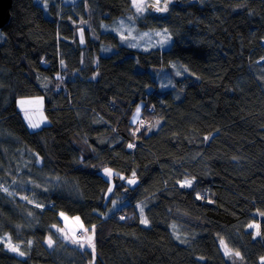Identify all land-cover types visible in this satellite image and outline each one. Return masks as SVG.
I'll return each mask as SVG.
<instances>
[{
    "label": "trees",
    "instance_id": "obj_1",
    "mask_svg": "<svg viewBox=\"0 0 264 264\" xmlns=\"http://www.w3.org/2000/svg\"><path fill=\"white\" fill-rule=\"evenodd\" d=\"M47 1L49 16L13 0L0 29V264H264V0H182L161 18L134 0ZM127 16L167 29L170 48L101 27ZM28 96L50 120L35 132L17 105ZM141 100L154 133L130 122ZM99 166L137 183L107 198ZM64 214L82 221L76 240Z\"/></svg>",
    "mask_w": 264,
    "mask_h": 264
},
{
    "label": "rangeland",
    "instance_id": "obj_2",
    "mask_svg": "<svg viewBox=\"0 0 264 264\" xmlns=\"http://www.w3.org/2000/svg\"><path fill=\"white\" fill-rule=\"evenodd\" d=\"M44 8L45 13L47 16L50 15L48 10V2L47 0H37ZM151 1V2H150ZM68 3V0H65ZM165 0H159L157 4V0H134L133 2V9L135 15L140 17L145 15L148 12V6L150 4L156 5L160 8H163ZM86 6V5H85ZM142 9V10H138ZM102 29L105 31H110L118 35L120 38L121 44L130 47L132 49L140 50L143 52H149L153 50L164 51L170 48L172 44V37L170 32L167 29H156L152 31H139L137 26L134 23L132 17L119 19L117 20L113 26L109 24H102ZM114 52V48H110L108 46H102L101 53L112 54ZM264 59L260 60V63H263ZM149 71L156 77L159 82L160 91H173L177 97L181 94L178 93L175 87L174 79H171L169 76L163 78L164 75L169 73L167 69L164 68H149ZM181 72V70H178ZM186 75H189L186 71ZM161 76V77H160ZM163 78V79H162ZM162 80L164 83H169L172 80V87L168 89L162 84ZM148 102L141 100L137 103V105L133 108L130 116V122L133 125L134 129L142 130L146 129L149 133H154L157 131L158 127L162 124V120L160 119H146L143 117V110L145 105ZM18 109L21 112L22 118L25 121L26 126L29 128L30 131H37L44 126L50 124V120L45 113V98L44 96H28L19 98L17 101ZM148 108L151 110L150 104ZM139 109V111H137ZM31 124H38L39 127L33 128L30 126ZM111 170V175L106 174L105 170ZM98 172L109 182V187L107 191V198L110 197L114 193L115 186L118 183V180L121 179L122 174L118 173L117 171L113 170L109 166H99ZM119 175V177H117ZM129 179H133L130 177ZM129 179L124 178L121 179L122 182H127ZM135 183L129 184L134 186L137 183L136 177H134ZM114 201L112 203V209L115 207L121 208L119 206V202ZM61 220L64 224V231L66 232L67 236L70 239L76 240L77 239V232L84 228L82 221L78 217H70L68 215H61ZM92 234V233H91ZM222 246V251L225 255L230 254V250L224 244ZM10 251L13 253L18 254L17 250L13 251V247H9ZM19 255V254H18ZM237 256V255H236ZM238 258V256H237Z\"/></svg>",
    "mask_w": 264,
    "mask_h": 264
},
{
    "label": "water",
    "instance_id": "obj_3",
    "mask_svg": "<svg viewBox=\"0 0 264 264\" xmlns=\"http://www.w3.org/2000/svg\"><path fill=\"white\" fill-rule=\"evenodd\" d=\"M12 2L13 0H0V29H3L6 26V24L9 22ZM181 3H182V0H166L165 2V5L167 7L166 11L164 10L157 11L156 9L158 6L153 5V4H150L148 6V11L156 17H160V18L166 17L169 14V8L171 6H178ZM163 8H160V9H163Z\"/></svg>",
    "mask_w": 264,
    "mask_h": 264
},
{
    "label": "snow or ice",
    "instance_id": "obj_4",
    "mask_svg": "<svg viewBox=\"0 0 264 264\" xmlns=\"http://www.w3.org/2000/svg\"><path fill=\"white\" fill-rule=\"evenodd\" d=\"M158 3H159V0H157V4H158ZM138 10H142V9H138ZM156 10H157V11H160V10H164V11H166V10H167V7H166V5H165V7H164L163 9H160L159 7H157ZM137 111H139V109H137ZM30 126L33 127V128L39 127L38 124H31V122H30ZM128 147L131 148V147H133V145H132V144H129ZM105 172H106V174L111 175V170L106 169ZM134 177H135V173H133V179H129V180L127 181V183H128V184H134V183L136 182L135 179H134ZM121 179H123V177H121ZM185 186L190 187V186H191V181L185 180V181L181 184V187H185ZM121 219H123V217H121ZM141 223L147 224L148 221H147V219L145 218V219L141 220ZM250 227H258V226H256V225H251ZM93 231H94V229H93ZM257 234H259V233L257 232ZM48 242H49V245H51L52 241L49 240ZM13 251H16V249L14 248ZM20 254L23 255V253H20ZM237 255H238V254H237Z\"/></svg>",
    "mask_w": 264,
    "mask_h": 264
},
{
    "label": "bare ground",
    "instance_id": "obj_5",
    "mask_svg": "<svg viewBox=\"0 0 264 264\" xmlns=\"http://www.w3.org/2000/svg\"><path fill=\"white\" fill-rule=\"evenodd\" d=\"M24 125L26 126V124L24 123ZM27 130H29V128L26 126ZM30 131V130H29ZM31 132H35V131H31Z\"/></svg>",
    "mask_w": 264,
    "mask_h": 264
}]
</instances>
